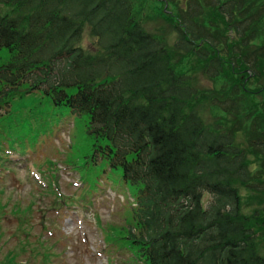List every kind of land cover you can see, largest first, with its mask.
<instances>
[{"label": "trees", "instance_id": "obj_1", "mask_svg": "<svg viewBox=\"0 0 264 264\" xmlns=\"http://www.w3.org/2000/svg\"><path fill=\"white\" fill-rule=\"evenodd\" d=\"M229 2L244 0H214V12L237 40L178 15L169 49L134 19L130 0H0V137L22 146V120L50 133L68 117L84 130L90 142L86 152L74 144L77 168L127 191L125 225L105 236L136 264H264V55L250 64L243 52L264 45V26L255 17L254 32L232 27L240 22L223 9ZM85 26L95 54L80 45ZM188 58L214 90L178 70ZM247 106L258 117L252 141L242 121L228 123Z\"/></svg>", "mask_w": 264, "mask_h": 264}, {"label": "rangeland", "instance_id": "obj_2", "mask_svg": "<svg viewBox=\"0 0 264 264\" xmlns=\"http://www.w3.org/2000/svg\"><path fill=\"white\" fill-rule=\"evenodd\" d=\"M130 1L134 19L146 32L163 40L169 49L179 39L174 30L178 15L195 30L202 25L212 36L216 30H227L231 40L240 37L229 29L227 17L222 18L214 12L217 5L214 0ZM199 6L201 13L196 17ZM222 7H231L240 22L232 21V27L241 25L240 28L250 33L256 24L249 26L248 20L255 17L256 21H262L259 25L264 26V0H244L240 8L231 2ZM166 14H169L167 18ZM171 14L175 20H170ZM246 22L248 25L245 26ZM80 45L87 53L98 52L96 39L88 26L84 27ZM263 47L243 48L245 59L251 64L255 55H264ZM177 67L180 71L190 70L197 88L215 89L214 81L207 78L191 58L179 61ZM221 87L216 86V90ZM219 98L220 104L216 105L224 109V99ZM246 109L248 112L241 114L240 119L228 113V123L233 122L238 128L242 121V133L247 136L244 139L252 141L258 134L254 130L258 117L255 114L250 117L249 106ZM217 118L224 116L217 114ZM207 119H210L209 115ZM29 128L22 120L24 148L15 145L11 149L7 138L0 137V189L3 191L0 195V264H136L132 261L131 251L116 242H108L105 236L108 226L125 225L124 210L131 202L127 191L107 180L104 174L95 178L82 174L77 168L74 144L82 142L86 152L90 142L84 130L74 131L68 117L53 125L50 133L41 128L39 131ZM253 160L257 169L260 163ZM3 164L5 168L1 166ZM19 206L22 212L15 213ZM27 207L29 216L28 212L24 213Z\"/></svg>", "mask_w": 264, "mask_h": 264}]
</instances>
